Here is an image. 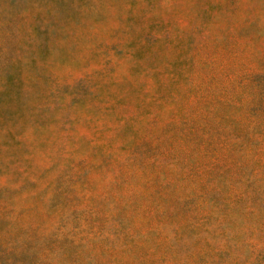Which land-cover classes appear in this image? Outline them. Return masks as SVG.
<instances>
[{"label":"rangeland","instance_id":"374dc122","mask_svg":"<svg viewBox=\"0 0 264 264\" xmlns=\"http://www.w3.org/2000/svg\"><path fill=\"white\" fill-rule=\"evenodd\" d=\"M0 264H264V0H0Z\"/></svg>","mask_w":264,"mask_h":264}]
</instances>
